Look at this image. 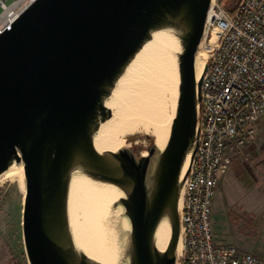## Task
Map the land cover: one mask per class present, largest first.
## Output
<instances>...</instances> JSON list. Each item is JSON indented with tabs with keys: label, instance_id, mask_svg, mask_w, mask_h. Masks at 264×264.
I'll return each instance as SVG.
<instances>
[{
	"label": "water",
	"instance_id": "1",
	"mask_svg": "<svg viewBox=\"0 0 264 264\" xmlns=\"http://www.w3.org/2000/svg\"><path fill=\"white\" fill-rule=\"evenodd\" d=\"M213 1L36 0L0 35V175L23 163L30 264H104L75 242L70 192L77 171L122 193L118 204L130 223L122 264L177 263L180 200L198 145L208 68L197 79L196 55ZM162 30L180 48L177 107L165 147L154 140L147 155L130 147L99 151L96 134L113 116L108 100ZM163 220L170 240L160 250L156 232Z\"/></svg>",
	"mask_w": 264,
	"mask_h": 264
},
{
	"label": "built area",
	"instance_id": "2",
	"mask_svg": "<svg viewBox=\"0 0 264 264\" xmlns=\"http://www.w3.org/2000/svg\"><path fill=\"white\" fill-rule=\"evenodd\" d=\"M35 1L0 0V35ZM209 15L199 138L183 187L176 264H264L263 257L217 240L212 222L218 183L235 158L250 155L264 116V0H239L233 11L214 0Z\"/></svg>",
	"mask_w": 264,
	"mask_h": 264
},
{
	"label": "bare ground",
	"instance_id": "3",
	"mask_svg": "<svg viewBox=\"0 0 264 264\" xmlns=\"http://www.w3.org/2000/svg\"><path fill=\"white\" fill-rule=\"evenodd\" d=\"M203 47L196 55L197 79L202 77L208 58ZM179 51L177 38L162 30L155 32L136 55L107 102L113 116L101 124L96 134L95 146L99 151L128 147L126 137L135 133H148L160 149L165 147L177 107ZM142 153L147 155L146 150ZM188 162L189 159L185 169ZM6 181H18L24 186L23 163L15 162L0 175V184ZM121 197V191L111 184L93 181L79 171L73 175L70 216L75 242L79 249L104 264H122L130 223L118 204ZM169 240L170 226L163 220L156 232L158 248L165 250ZM181 252L180 238L177 256Z\"/></svg>",
	"mask_w": 264,
	"mask_h": 264
},
{
	"label": "crops",
	"instance_id": "4",
	"mask_svg": "<svg viewBox=\"0 0 264 264\" xmlns=\"http://www.w3.org/2000/svg\"><path fill=\"white\" fill-rule=\"evenodd\" d=\"M263 146L259 151H254V146H250V155L235 158L220 179L214 200L212 222L217 240L231 242L242 250L264 258ZM238 220H247L251 224L260 222L263 234L256 239L243 238L237 229ZM236 223L238 225H235Z\"/></svg>",
	"mask_w": 264,
	"mask_h": 264
},
{
	"label": "rangeland",
	"instance_id": "5",
	"mask_svg": "<svg viewBox=\"0 0 264 264\" xmlns=\"http://www.w3.org/2000/svg\"><path fill=\"white\" fill-rule=\"evenodd\" d=\"M235 2L234 0L224 3L230 11H233ZM131 136L137 138L131 141L129 139ZM126 139L129 143L128 147L134 149L137 156L147 151V147L152 143L146 138L145 133L128 135ZM262 145H264V116L260 119L258 135L250 146H254V151H259ZM25 194L26 181L24 186L18 181H6L0 184V264H30L23 231ZM246 221L238 220L239 225L235 224L238 225L237 229L243 238L256 239L263 234L260 222L251 224Z\"/></svg>",
	"mask_w": 264,
	"mask_h": 264
},
{
	"label": "trees",
	"instance_id": "6",
	"mask_svg": "<svg viewBox=\"0 0 264 264\" xmlns=\"http://www.w3.org/2000/svg\"><path fill=\"white\" fill-rule=\"evenodd\" d=\"M223 2H228V3H230V2H232L231 0H222ZM151 142H153L154 141V138L152 137V136H146ZM137 138V136H131V137H129V139L132 141V140H134V139H136ZM262 149L264 150V146L262 147Z\"/></svg>",
	"mask_w": 264,
	"mask_h": 264
},
{
	"label": "flooded vegetation",
	"instance_id": "7",
	"mask_svg": "<svg viewBox=\"0 0 264 264\" xmlns=\"http://www.w3.org/2000/svg\"><path fill=\"white\" fill-rule=\"evenodd\" d=\"M147 138V137H146ZM148 139V138H147ZM149 140V139H148Z\"/></svg>",
	"mask_w": 264,
	"mask_h": 264
}]
</instances>
